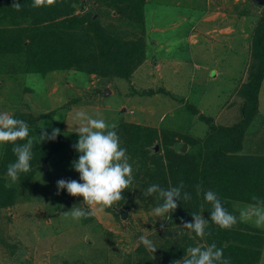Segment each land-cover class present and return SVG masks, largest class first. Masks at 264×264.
I'll use <instances>...</instances> for the list:
<instances>
[{
	"label": "rangeland",
	"instance_id": "374dc122",
	"mask_svg": "<svg viewBox=\"0 0 264 264\" xmlns=\"http://www.w3.org/2000/svg\"><path fill=\"white\" fill-rule=\"evenodd\" d=\"M81 1L75 14L90 12L103 26L118 27L123 22L114 9L99 6L94 0ZM263 12L264 0H146L140 28L144 26V33L135 32L134 26L120 27L145 43V59L130 80L116 76L108 81L73 70L43 77L18 74L17 80L4 81L0 112L13 115L18 110L34 116L38 125L56 126L63 134L64 145L38 165L30 183L8 181L17 192L12 206L0 207V264H135L142 257L160 264L158 255L164 254L178 229L188 240L193 239L194 246L206 244L183 229V223L168 225L169 229L168 215L153 214L159 202L156 194L143 196L152 184L166 188V181L171 187L170 180L188 177L183 172L186 165H192V159L173 158V166L182 163L177 167L179 172L169 174L167 169L165 176L160 175L163 179L150 174L153 164L148 158L129 159L134 179L122 194L128 206L114 205L103 212L93 207L87 224L83 218L75 221L65 215L74 206L81 205L85 210L88 206L83 205L82 197H72L66 189L58 190L57 181L77 180L79 176L72 167L79 158L74 149L79 139L77 113L102 118L115 125V130L123 128L122 121L140 127L142 133L155 132L157 136L145 147L152 155L161 156L170 148L182 153L181 145L186 146L182 154L195 155L200 143L192 140L205 139L210 148L215 147L222 134L210 131V126H233L242 118L244 97L237 90L247 82L254 62L253 36ZM149 89L153 95L144 96L142 92ZM256 106L236 155L264 156V78ZM200 115L212 123L206 124ZM122 134L118 135L121 147ZM162 134H168L167 140ZM205 152L203 148L202 154ZM167 155L172 158L171 153ZM137 160H145L144 166L136 165ZM167 164L168 159L164 166ZM247 205L234 202L233 209L239 214ZM118 210L125 211V219ZM244 223L257 228L251 220ZM168 229L172 235L166 233ZM140 236L150 239L157 250H148ZM166 236L170 240H165ZM258 264H264V245Z\"/></svg>",
	"mask_w": 264,
	"mask_h": 264
},
{
	"label": "trees",
	"instance_id": "16d2710c",
	"mask_svg": "<svg viewBox=\"0 0 264 264\" xmlns=\"http://www.w3.org/2000/svg\"><path fill=\"white\" fill-rule=\"evenodd\" d=\"M14 2L22 5L20 11L12 7ZM81 2V0H55L52 5L33 9L29 7L30 0H0V88L6 80H17L18 74L22 76L36 74L43 77L56 71L74 70L94 74L108 81L116 76L130 80L133 71L145 59V43L127 29L120 27L134 26L137 29L135 32L142 30L144 33V26L143 29L140 28L143 25L146 0H94L99 6L104 5L120 13L117 18L122 19L123 22L118 27L101 25L97 15L87 11L75 14ZM252 44L254 62L249 67L247 82L237 90L241 98L244 97L242 118L233 126L220 128L210 126V131L222 134V137H218L215 147L210 148L205 139L196 142L192 140L193 143H200L195 155L182 154L170 148L166 149L163 155L157 156L145 149L147 143L157 136L155 132L142 133L140 127L124 124L122 121L120 123L123 128L118 127L115 130L120 131L118 135L123 133L122 148L127 150L129 159L134 160L137 157L140 159V156H144L151 160L153 165L149 172L155 174L156 178H162L160 175L165 176L167 169L170 170L169 174L179 172L177 167L182 163L178 162L173 166V158L179 161L184 158L193 160V162L191 160L192 165H186L187 170L183 172L188 177L184 179L178 176L169 182L171 187L177 186L180 181L188 183L184 184L186 187L184 190L191 193L193 199L178 202L177 209L167 214L169 218L167 226H179L184 222L192 221L193 212L203 214L205 219H210L211 205H205L201 209L203 196L196 195L195 186L201 184L204 189L215 191L223 206L237 216L238 223L229 230H222L210 222L206 229V233L210 235L206 234L204 238L196 237V239L206 243L201 248L215 242L217 247L223 248L224 257L230 260V264H258L264 245V231L239 222V214L233 209L234 202L252 203L253 195L264 199V156L236 155L241 150L246 130L256 114L257 94L264 78V12L255 29ZM24 91H27V88H24ZM142 94L152 96L153 90H146ZM12 116L27 122L30 138L34 141L31 170L22 174L16 181L17 184L20 182L26 184L34 178L38 165L60 152L64 145V137L56 126L38 125L37 119L30 114L16 110ZM199 118L206 124L212 123L211 119L203 118L202 115ZM127 127L130 128V132ZM43 128L48 134H51L53 129H58L60 135L54 140L41 143L39 134ZM134 131L136 133H133ZM166 135L168 134L162 136L165 140H167ZM171 136L173 138L175 134L172 133ZM24 142L26 141H18V143ZM0 147V207H10L14 204L17 189L14 185L7 184L9 179L6 176V169L8 164L15 160V156L12 152V144L0 145ZM203 148L206 149L205 154H202ZM168 153H171L172 158L168 157ZM167 159L168 164L164 166ZM144 161L137 160L135 164H142ZM168 187L166 181V188ZM126 202L127 199L124 197L116 205L124 208L128 206ZM88 218L91 217L83 218V223L87 224ZM169 229L166 230L168 235L171 234ZM177 232L172 236L173 242L167 246L164 254L158 255L156 259L158 263L160 259V262L162 261L160 264H173L174 261L184 257L188 247L194 246L193 239L188 240L186 235H180L182 232L180 229ZM164 239L170 240L167 236ZM150 260L149 257L148 259L142 257L135 264H149Z\"/></svg>",
	"mask_w": 264,
	"mask_h": 264
},
{
	"label": "clouds",
	"instance_id": "9594fccd",
	"mask_svg": "<svg viewBox=\"0 0 264 264\" xmlns=\"http://www.w3.org/2000/svg\"><path fill=\"white\" fill-rule=\"evenodd\" d=\"M55 3V0H30L29 7L37 9ZM15 10L20 11L22 5L14 2ZM80 127L77 129L78 142L74 149L79 153L78 161L72 162V167L79 173L77 180H58V190H67L72 197H82L83 205L74 206L65 215L79 221L91 215L93 207L103 212L113 208L123 200V193L133 183V168L129 163L127 150L120 146V139L115 131V125H109L102 118H94L85 113H77ZM60 132L53 129L48 134L43 128L39 134L41 143L46 140H54ZM18 141H26L18 143ZM12 144V152L15 160L8 164L6 176L15 183L22 174L31 170L33 159L34 141L30 138L29 125L22 119H16L7 112H0V145ZM183 181L175 187L164 188L159 184L148 186L143 192L144 197L156 194L158 203L153 209L156 217H164L174 212L178 202H187L192 199L191 193L184 190ZM197 196H203L201 209L205 205H211L210 219H205L203 214L191 213L192 221L184 222L182 228L190 230L195 237L203 238L209 223L222 230H229L238 223L236 215L230 213L222 204L220 197L211 189H204L201 184L195 186ZM252 203L244 207L239 213V221L251 220L255 227L264 228V199L253 195ZM180 235H184L183 232ZM140 242L150 251L155 252L153 242L145 236H140ZM173 264H230V260L224 257L223 248L217 247L213 242L207 247L190 246L181 260Z\"/></svg>",
	"mask_w": 264,
	"mask_h": 264
},
{
	"label": "water",
	"instance_id": "95a60500",
	"mask_svg": "<svg viewBox=\"0 0 264 264\" xmlns=\"http://www.w3.org/2000/svg\"><path fill=\"white\" fill-rule=\"evenodd\" d=\"M255 2L262 3V0H255ZM185 148H186V146H185V145H182V148H181V152H182V153L185 151ZM157 150H158V147L155 146V147H154V151L156 152ZM117 212L119 213L120 217H122V219H125V218H126V213H125V211H123V210H118Z\"/></svg>",
	"mask_w": 264,
	"mask_h": 264
}]
</instances>
